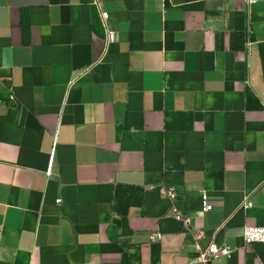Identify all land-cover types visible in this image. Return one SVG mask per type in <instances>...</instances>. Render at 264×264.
I'll return each mask as SVG.
<instances>
[{
  "label": "crops",
  "instance_id": "0c3cea01",
  "mask_svg": "<svg viewBox=\"0 0 264 264\" xmlns=\"http://www.w3.org/2000/svg\"><path fill=\"white\" fill-rule=\"evenodd\" d=\"M245 226H264V0H0V264H190L210 243L230 254L209 264H264Z\"/></svg>",
  "mask_w": 264,
  "mask_h": 264
},
{
  "label": "built area",
  "instance_id": "2783aa9c",
  "mask_svg": "<svg viewBox=\"0 0 264 264\" xmlns=\"http://www.w3.org/2000/svg\"><path fill=\"white\" fill-rule=\"evenodd\" d=\"M254 1L255 0H246L247 3H252ZM101 18L105 24L108 18V14L102 13ZM105 31H106L105 42L107 46L108 44L114 41L115 34L113 31L108 30L107 28ZM158 191L161 195L165 197H168L171 199L175 198V190L171 186L169 187L161 186L158 188ZM200 199H201V211L207 212L210 206L208 204V196L205 191H202L200 193ZM249 206H250V203L248 202L247 199H245L240 207L248 208ZM172 213H173L174 218L177 221L181 222L185 227L189 226V223H190L189 218L181 217L174 208L172 209ZM159 237H160V234L158 232H155V233L149 234L148 239L150 241H155ZM242 240L244 244L263 243L264 242V226H245L242 230ZM229 254H230V250L227 247H218L214 243H210L205 248L199 250L197 258L192 260L190 264H193V263L209 264V261L212 258H216L219 256H229Z\"/></svg>",
  "mask_w": 264,
  "mask_h": 264
}]
</instances>
